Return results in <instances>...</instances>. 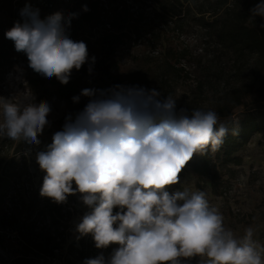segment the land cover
Instances as JSON below:
<instances>
[{"label": "clouds", "instance_id": "1", "mask_svg": "<svg viewBox=\"0 0 264 264\" xmlns=\"http://www.w3.org/2000/svg\"><path fill=\"white\" fill-rule=\"evenodd\" d=\"M77 15L41 19L39 9L26 5L5 36L35 73L66 85L85 64L91 74L96 59L70 35ZM249 16L264 19V0ZM18 93L0 95V136L38 145L52 107L26 90ZM81 97L84 108L66 115L35 162L44 173L42 197L64 204L78 196L87 209L75 224L78 236L91 235L97 249L117 246L84 264H264L256 228L237 236L204 191L172 190L195 155L219 151L235 134L216 111L177 109L172 95L139 85L84 88L73 102Z\"/></svg>", "mask_w": 264, "mask_h": 264}, {"label": "trees", "instance_id": "2", "mask_svg": "<svg viewBox=\"0 0 264 264\" xmlns=\"http://www.w3.org/2000/svg\"><path fill=\"white\" fill-rule=\"evenodd\" d=\"M109 1L112 4L110 16L112 27L104 29L101 27V9L97 0H70L69 2L64 0H0V17L4 16L9 19L8 23L0 22V36L3 37L2 46L0 45V56L5 47L14 44L13 41L6 38V31L13 27L11 24L22 21L21 10L26 5H30L32 8L39 9L41 19L58 12L60 7L65 16L69 13H77V17L72 20L70 33L78 34V37L83 38L80 41L86 43L90 58L92 55L96 58L91 74L88 71V64H85L78 73L72 76V80L64 85L63 94L69 107L59 119L51 123L52 129L46 133L53 132L54 134L55 131L62 128L66 115L74 114L84 108L87 103L86 97H81L79 103H74L72 99L79 95L84 88L106 89L117 84L151 86L146 66L143 65L137 71L126 74L121 70L116 51H121L122 48H117L114 35L119 34L116 31L140 27L143 28V32L133 35L127 41L122 39V47L133 49L132 43H136L139 39L149 40L148 43H150L151 37H154V29L175 27L174 14L176 13L174 7L170 0L164 2L160 0L169 16L164 20H159L157 26L153 28L151 23L154 21L153 11L156 8L154 3L158 0H145V5L153 4L152 13L147 12L145 5H143L138 14L132 13L130 5L126 4L124 0ZM134 2L137 3L135 0ZM258 2L259 0H193L191 4L186 5L183 14H177L178 16L182 14L181 18L189 22L187 26L193 34H195L193 30L196 29L202 32L204 39L203 47L200 49L201 54L192 58L201 67L202 80L194 89L195 94L192 97H181L177 101V109L214 110L220 115L222 122L235 129V134L230 131L225 137L219 151H209L203 155L197 154L191 160L192 169L203 176L205 180L210 181L213 192H217L222 187L223 175L234 176L235 166L242 163V155L238 152L249 140L255 134H260L261 138L264 139V29L260 27L261 24H264V19L256 17L253 20L249 16V9ZM50 5L52 7H49ZM85 5L88 8L86 12L83 11ZM115 25H118L116 31ZM88 31L90 32L88 33ZM119 38L120 36H117V39ZM97 45L99 48L93 49ZM144 49L140 48L139 50ZM181 72L182 69L175 64L159 59L157 68H154V75L160 83L155 86V89L161 91L164 96L172 95L175 97L172 81ZM36 75L42 78L39 74L36 73ZM206 85L216 89L214 103L209 107H203L199 100V96L202 95ZM241 106H244V109L237 111L236 109ZM6 141L13 144L7 137L0 136V145ZM20 151V147L14 146V156L1 168L2 173H0V210L2 216L10 221L9 225L6 224L9 227H14L15 222L23 225L30 220L24 214V208L20 213V215L24 214V218L17 214L8 216L3 211V201L13 187L12 180L22 176L19 173L9 171L14 163L17 167L18 161L23 160L16 156ZM34 194L35 190L29 197H33ZM21 196H19L18 201L24 207ZM43 202L45 204L54 203L46 197L43 198ZM54 204L59 208L60 218H62L61 207L56 203ZM6 225L0 227V238L5 239L2 230L7 227ZM33 225H35V218H33ZM45 230L47 228L36 231V234H43ZM58 237L60 236H56L54 240L56 244H60L56 240ZM36 238L37 236L32 237L29 240L30 244L36 250L45 252ZM22 258L16 259L15 264H22Z\"/></svg>", "mask_w": 264, "mask_h": 264}, {"label": "rangeland", "instance_id": "3", "mask_svg": "<svg viewBox=\"0 0 264 264\" xmlns=\"http://www.w3.org/2000/svg\"><path fill=\"white\" fill-rule=\"evenodd\" d=\"M135 1L142 7L145 5V0ZM162 1L164 2L165 0ZM192 1L170 0L176 13L174 14L175 27L154 29V37H151L150 43H148L149 40H146L144 42L145 47H140L141 49L145 48L144 50L134 47L130 52H120L116 55L120 61L121 70L125 74L137 71L143 65L144 67L146 66L151 86L145 85L144 87L148 89H151L150 87L155 88L160 83L154 75V68H157L159 59L160 61L167 60L169 63L181 68L182 72L172 81L175 88L174 98L177 101L181 97H192L195 94L194 89L202 80L201 67L192 59L201 54L200 49L203 47L204 42L202 32L195 29L193 30L195 34H193L187 26L189 22L181 18L186 5L191 4ZM154 4L156 7L153 11L154 21L151 23L153 28L157 26L159 20H164L169 16L166 14L160 0ZM152 5L151 3L145 5L147 12L152 13ZM58 12L62 13L61 7ZM178 13H182L180 14L181 16H178ZM8 21V17H0V22L8 23ZM11 25L14 26V24ZM115 27V31L118 30V25H115ZM142 32L143 28L140 27L116 31V33H119L114 35L117 48L122 47V39L127 41L133 35ZM70 35L76 41L83 40V38L78 37V34L70 33ZM117 36H120L121 39H117ZM2 39L3 37L0 36V45L3 42ZM133 45L134 43L131 46ZM153 46L155 47L153 49L159 50V54L148 52L150 51L148 49ZM98 48V45L93 47L95 50ZM26 57L24 53L15 50L14 44L10 47H5L1 51L0 95L10 96L26 90L35 95L37 102L41 100L48 101L52 107V112L48 118L52 123L59 119L69 107L63 94L64 84H61L55 78H39L29 67L26 70L16 69L11 72L17 65V61ZM17 58L19 59L17 60ZM76 73L78 71L73 70L69 81L72 80V76ZM215 90V87L212 88L208 85L203 89L202 95L199 96L200 104L203 107H209L214 103ZM17 96L22 99L23 93H18ZM240 109H244V106L236 110ZM49 129H52V126L46 129L43 135L39 137L40 143L48 142L49 145L52 142L53 132L46 133ZM254 136L238 152L242 155V163L239 166H235L236 172L234 176L223 175L222 187L217 192L212 191L209 180H205L203 176L192 169L191 161L180 175V184L174 186L172 190L187 188L190 191H204L209 203L217 207L223 214L225 225L231 228L237 236H242L245 228L252 226L257 229L256 238L264 244V139L261 138V135L255 136V138ZM12 143L13 147L26 148L23 150L26 151L27 156H24L25 159L23 158L22 161H18L17 167L14 163L9 171L29 178L34 184L35 194L33 197H25L24 195L20 197L24 206L23 212L30 220L23 225L17 222L14 223V227L12 226L16 232L12 238L14 242L0 238V264H15V260L19 257H23L22 264H84L86 259L95 258L101 252L106 257L109 256L113 249L117 247L116 245L103 250L97 249L91 235L78 236L74 231L75 224L87 211L79 202L78 196L68 197V201L73 205V211L68 220L61 221L59 208L51 202L45 204L43 202L44 197L40 195L44 173L39 170V166L32 157L31 144L25 141L19 143L12 141ZM0 173H2L1 169ZM46 215L52 218L53 225L47 228L43 234L37 235V230L34 229L35 225H33V218L37 219ZM9 223L10 221L2 216L0 210V227L4 224L9 225ZM61 226H65L66 230L62 231L59 229ZM58 235L62 239L61 244H56V241H54ZM34 236H37L36 240L43 246L45 252L36 250L30 244L29 240ZM23 243L24 245L21 246ZM54 247L58 250H55ZM193 264H195V261H193Z\"/></svg>", "mask_w": 264, "mask_h": 264}, {"label": "built area", "instance_id": "4", "mask_svg": "<svg viewBox=\"0 0 264 264\" xmlns=\"http://www.w3.org/2000/svg\"><path fill=\"white\" fill-rule=\"evenodd\" d=\"M64 1L69 2L70 0H64ZM97 1H99V6L101 9V16H100L101 27L104 29H110L112 27L111 22H110L112 4L110 3L109 0H97ZM124 1L126 4L130 5V10L132 13L138 14L141 11L142 6L138 2L136 3L134 2V0H124ZM49 7H52V6L50 5ZM33 9H35V7H33ZM144 41L139 39L137 40L138 43H134V45L131 47L143 48ZM121 48H122L121 51L119 50L116 51V55H118L120 52H125V51L130 52L132 50L131 48L129 47L126 48L125 46ZM153 48L152 47L149 48L148 50L150 51L148 52H150L151 54H159V50L153 49ZM26 68H28V61L26 58H22L17 62V65L11 72L15 71L16 69L26 70ZM47 146H48V143H42L38 145L31 144L30 147L32 149L31 151L32 157L35 159L36 154L39 151L46 150ZM13 148H14L13 145L9 141H6L0 145V169L6 164V162H8L9 158L14 156ZM23 149H26V148H23ZM23 149H21V151L18 154H16L17 158H19L20 160L25 158L24 156H27L26 151ZM12 183H13V187L8 192V194L6 195L3 201V211L8 216H12L13 214L20 215L23 207H22V204L18 201L19 196L24 195L25 197H29L35 190V187L32 181L25 176L23 177L21 176V178L19 179L14 178L12 180ZM58 206L61 207V210H62L61 221L68 220L71 212L73 211V205L67 200L66 203L58 204ZM20 217L24 218V214H21ZM51 223H52V220L50 216H47V215L42 216L40 218L35 219V229L37 231H41L44 228L50 227ZM60 229L62 231L66 230L65 226H61ZM2 232L5 234L6 241H13L12 238L14 237L16 232L13 230L12 227L7 226L2 230ZM56 240L58 243L61 244V240H62L61 237H58ZM55 250H58V249L56 248Z\"/></svg>", "mask_w": 264, "mask_h": 264}, {"label": "crops", "instance_id": "5", "mask_svg": "<svg viewBox=\"0 0 264 264\" xmlns=\"http://www.w3.org/2000/svg\"><path fill=\"white\" fill-rule=\"evenodd\" d=\"M260 134H256L255 136H259ZM255 136H254V138H255ZM253 138V137H252ZM245 147V146H244ZM241 151V150H240Z\"/></svg>", "mask_w": 264, "mask_h": 264}]
</instances>
